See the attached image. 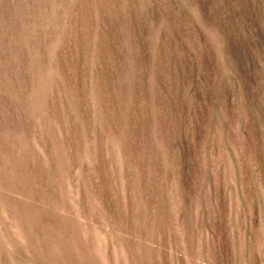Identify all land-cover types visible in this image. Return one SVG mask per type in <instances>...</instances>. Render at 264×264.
<instances>
[{
  "label": "rangeland",
  "instance_id": "1",
  "mask_svg": "<svg viewBox=\"0 0 264 264\" xmlns=\"http://www.w3.org/2000/svg\"><path fill=\"white\" fill-rule=\"evenodd\" d=\"M0 264H264V0H0Z\"/></svg>",
  "mask_w": 264,
  "mask_h": 264
}]
</instances>
